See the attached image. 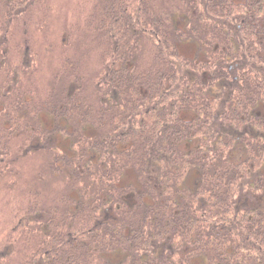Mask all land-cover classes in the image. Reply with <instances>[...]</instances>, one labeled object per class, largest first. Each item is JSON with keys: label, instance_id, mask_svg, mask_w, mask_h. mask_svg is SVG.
I'll return each mask as SVG.
<instances>
[{"label": "trees", "instance_id": "16d2710c", "mask_svg": "<svg viewBox=\"0 0 264 264\" xmlns=\"http://www.w3.org/2000/svg\"><path fill=\"white\" fill-rule=\"evenodd\" d=\"M1 1L8 21L38 2ZM84 19L58 84L44 98L21 84L33 105L6 118L11 134L0 114V158L18 139V160L45 157L36 185H67L54 203L27 194L0 262L264 264V0H91ZM37 107L67 115L72 154Z\"/></svg>", "mask_w": 264, "mask_h": 264}, {"label": "rangeland", "instance_id": "374dc122", "mask_svg": "<svg viewBox=\"0 0 264 264\" xmlns=\"http://www.w3.org/2000/svg\"><path fill=\"white\" fill-rule=\"evenodd\" d=\"M2 2L4 1L0 2V44L4 41V60L0 55V63L4 62V65L0 71V93L7 94L11 85L10 93L15 97L19 95L22 84L25 85L22 91L26 88L35 89L42 95L40 97H43L50 83L52 86L58 84L56 76L60 69L61 57L80 53L85 48V7L90 6L91 0H38L37 3L30 4L27 12L23 11V15L13 18L12 21L6 18L4 13L7 9ZM181 51L192 56L194 45L185 43ZM89 63L92 66L99 63L98 52L92 53ZM18 78L22 80L20 84L15 85ZM1 112L0 108V114ZM37 121H40L39 126L44 128L48 126L50 119L47 115H39ZM20 122L22 123L23 119H20ZM5 125H8V122ZM18 131L20 129L14 130L16 137ZM7 134H11V127L8 128ZM4 141L6 140H1L0 149ZM17 142L18 139L8 142V154L3 153L4 159L0 158V236L17 222L18 208L24 204L29 192H37L38 197H43L45 202L47 198L43 191L44 186L51 192V203H54L58 199L62 201L67 189L60 177L53 176H48L42 187L40 184L36 185V177H40L39 172L45 157L35 154L18 160ZM122 182L138 185L134 175H125ZM127 200L132 202L133 199L130 196ZM15 245L16 251L22 250L20 243ZM17 256L18 254L14 253L11 257ZM4 260L0 264H14L13 258Z\"/></svg>", "mask_w": 264, "mask_h": 264}, {"label": "flooded vegetation", "instance_id": "af4514ba", "mask_svg": "<svg viewBox=\"0 0 264 264\" xmlns=\"http://www.w3.org/2000/svg\"><path fill=\"white\" fill-rule=\"evenodd\" d=\"M4 37L5 36H3L2 39H4ZM0 55L3 57V60H4V41H2L0 44ZM3 65H4V62L0 63V71L2 70ZM18 79L15 85H18L19 83ZM10 87L11 85H9L7 89L8 91L7 94H0V108H1V111L5 114V119L7 117L15 116V111H17V109L26 108V106L24 107L23 104L20 106L19 103L21 99L22 101H29L28 102L29 104H31V99H32L31 97H28V96H22L20 98V95L13 97L12 93H10ZM16 99H18V101H16ZM12 104H13V107H11ZM20 113L23 114V112H19V115ZM26 113H29V116H32V118H36V121L37 119L39 120V115H47L48 118L50 119V122L48 123V126L46 127L44 126V128L42 129L45 131H50L49 132L50 138L54 141V143H56L57 150H60L61 152H66L69 155L72 154V149H73L72 139L70 136H68V134L73 132V124L70 121H68L69 119L67 115H63V112H62L61 116L57 118L53 113H49L45 110H41L39 107L34 109L32 112H26ZM7 121L8 120L6 119L5 123H7ZM37 123L40 125L41 122L37 121ZM12 125H13L12 122H8V125L4 124V128H10L12 127ZM61 128H65L67 133L59 130ZM41 140H42V137L36 138L34 140L33 147L35 148V145L37 143H40Z\"/></svg>", "mask_w": 264, "mask_h": 264}]
</instances>
